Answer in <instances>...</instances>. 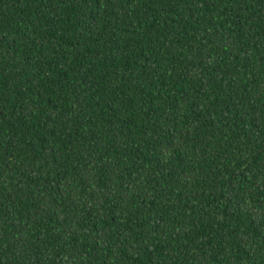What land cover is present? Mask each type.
I'll use <instances>...</instances> for the list:
<instances>
[{"label": "trees", "instance_id": "trees-1", "mask_svg": "<svg viewBox=\"0 0 264 264\" xmlns=\"http://www.w3.org/2000/svg\"><path fill=\"white\" fill-rule=\"evenodd\" d=\"M0 264H264V0H0Z\"/></svg>", "mask_w": 264, "mask_h": 264}]
</instances>
